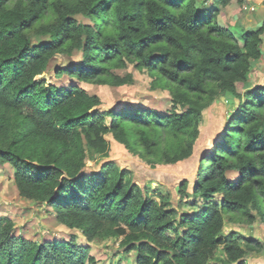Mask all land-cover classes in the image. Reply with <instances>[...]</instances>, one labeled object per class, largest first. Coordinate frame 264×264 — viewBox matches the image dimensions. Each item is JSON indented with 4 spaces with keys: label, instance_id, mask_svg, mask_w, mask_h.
<instances>
[{
    "label": "trees",
    "instance_id": "16d2710c",
    "mask_svg": "<svg viewBox=\"0 0 264 264\" xmlns=\"http://www.w3.org/2000/svg\"><path fill=\"white\" fill-rule=\"evenodd\" d=\"M231 1L0 0V164L13 167L20 196L52 205L59 222L89 242L121 238L137 264H258L249 256L259 242L241 243L224 226L226 217L264 220V85L249 86L264 58V22L252 31L220 25L218 7ZM75 51L80 61L52 73L123 86L133 75L115 70L135 63L154 77L155 88L170 91L171 110L103 108L77 83L52 84V60ZM227 96L237 99V109L225 120L210 116L201 130L204 110ZM107 134L139 152L149 168L107 160ZM93 155L101 157L96 168L89 167ZM186 161V170L176 171ZM137 169L168 182L175 200L152 198ZM178 198L201 208L178 217ZM75 237L38 243L0 216V264H95L91 247Z\"/></svg>",
    "mask_w": 264,
    "mask_h": 264
},
{
    "label": "rangeland",
    "instance_id": "374dc122",
    "mask_svg": "<svg viewBox=\"0 0 264 264\" xmlns=\"http://www.w3.org/2000/svg\"><path fill=\"white\" fill-rule=\"evenodd\" d=\"M201 1V0H199ZM261 4L250 3L247 0H232L229 4L219 6L218 22L227 23L233 25L234 23L239 25H249L253 27L254 21L250 16L251 13H256ZM78 20L82 23L89 22V19L78 15ZM233 19V20H232ZM236 21H240L239 24ZM233 23V24H232ZM220 24V23H219ZM252 31V28H249ZM78 62L81 60V53L75 51L71 57H56L52 60L51 66L47 71L48 80L54 85L70 86L72 83H77L82 86L91 95H97L101 98L103 108H113L114 110L121 109L126 104L145 105L149 108H157L162 112L171 110L172 108V96L168 89L162 87L155 88L154 77L151 76L147 69H138L135 63H129L127 67L115 70L116 73L121 75L132 74L133 80L129 84L123 86H111L105 84L80 82L76 79H71L69 76L57 77L52 71L55 67L61 65L66 66L72 63V61ZM74 62V63H75ZM258 67V68H257ZM251 82L249 86L256 84L264 85V58L261 60L260 65L256 66L250 76ZM248 84H241L239 89L241 91L246 90ZM237 99L232 97H223L213 102L211 106L204 110L203 118L201 121V130L204 129L211 116L215 120H225L228 110L237 109ZM124 104V105H123ZM179 110V108H178ZM182 111L181 109L179 110ZM106 138L111 142V156L107 160L112 159L121 167H132L131 161H136V164H140L141 167L149 168V163L144 159H141L138 153L129 152L126 147L117 142L111 134H107ZM101 157L97 155L89 156V167H98V162L101 161ZM100 159V160H99ZM103 161V160H102ZM196 164V163H195ZM164 165L167 167H173L171 164L157 163V167L162 168ZM188 162L178 165L179 169L176 171H185ZM139 166V167H140ZM175 166V165H174ZM136 166V168H139ZM140 167V168H141ZM142 169V168H141ZM196 169L189 175L193 177L196 174ZM139 177L147 180V186L149 194L152 198L162 201L161 193L165 194L168 199L175 200V195L168 194L169 186L168 182L163 184L158 180H150L151 174L145 170H135ZM14 169L9 164H0V216H10L16 223V233L21 234L26 239L42 243L47 240H59L68 241L73 239L75 234L76 241L81 245H89L91 247L90 255L96 259L95 264H137V253L135 251L128 254L123 252L121 247V238H109L106 240H95L94 242L87 241L83 232L80 229L68 227L62 224L57 219V213L52 205L45 203H35L20 196L19 191L14 182ZM229 178L232 177V172L228 174ZM222 197L218 195L217 200L221 202ZM176 201L177 215L183 213H197L201 208L199 205L196 207L191 202H185V204ZM226 217V216H225ZM261 215L257 216V219L253 223L231 222L226 217L224 231L226 234L236 232L238 233L239 241L243 243L242 237H250L253 240L259 242V250L251 254L249 257L254 256V259L258 264H264V220ZM171 235H174L172 232ZM219 258H223V247H219L217 250Z\"/></svg>",
    "mask_w": 264,
    "mask_h": 264
},
{
    "label": "crops",
    "instance_id": "0c3cea01",
    "mask_svg": "<svg viewBox=\"0 0 264 264\" xmlns=\"http://www.w3.org/2000/svg\"><path fill=\"white\" fill-rule=\"evenodd\" d=\"M202 1L203 0H201V1H199V3H202ZM206 3V5L207 6H211L212 4H214V0H204ZM248 2H250V3H255V4H257V3H259L261 0H247ZM220 6H222V5H220ZM260 7V8H259ZM219 8V7H218ZM258 8H259V10L256 12V13H251V17H252V19H253V21H254V25H253V27H249V25H248V27H247V25H242V24H240L241 26H242V28H243V30H245V31H248V30H251V29H249V28H252V30H254V29H256V28H258L263 22H264V7H262V6H258ZM233 20V19H232ZM240 22V21H239ZM239 22L238 21H236V23H238L239 24ZM220 23V25H222V26H224V27H230V26H233V25H237V24H233V25H231V24H227V23H222L221 24V22H219ZM239 25V26H240ZM258 65H260V63H258ZM9 216V215H8Z\"/></svg>",
    "mask_w": 264,
    "mask_h": 264
},
{
    "label": "built area",
    "instance_id": "2783aa9c",
    "mask_svg": "<svg viewBox=\"0 0 264 264\" xmlns=\"http://www.w3.org/2000/svg\"><path fill=\"white\" fill-rule=\"evenodd\" d=\"M258 4H261L264 6V0H261Z\"/></svg>",
    "mask_w": 264,
    "mask_h": 264
}]
</instances>
